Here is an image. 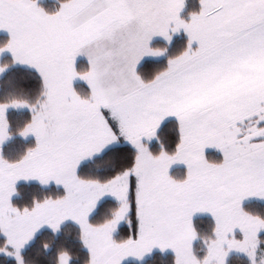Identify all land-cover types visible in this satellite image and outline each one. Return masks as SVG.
<instances>
[{"label":"snow or ice","instance_id":"snow-or-ice-1","mask_svg":"<svg viewBox=\"0 0 264 264\" xmlns=\"http://www.w3.org/2000/svg\"><path fill=\"white\" fill-rule=\"evenodd\" d=\"M0 264H264V0H0Z\"/></svg>","mask_w":264,"mask_h":264}]
</instances>
